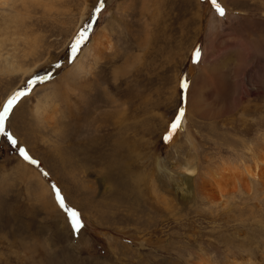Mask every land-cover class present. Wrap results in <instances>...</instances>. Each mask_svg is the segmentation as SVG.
<instances>
[{"label":"rangeland","instance_id":"1","mask_svg":"<svg viewBox=\"0 0 264 264\" xmlns=\"http://www.w3.org/2000/svg\"><path fill=\"white\" fill-rule=\"evenodd\" d=\"M217 2L224 16L212 0H0V110L29 93L0 132V264H264V196L208 190L264 145V0ZM107 33L108 56H86Z\"/></svg>","mask_w":264,"mask_h":264},{"label":"bare ground","instance_id":"2","mask_svg":"<svg viewBox=\"0 0 264 264\" xmlns=\"http://www.w3.org/2000/svg\"><path fill=\"white\" fill-rule=\"evenodd\" d=\"M5 1H7V0H5ZM107 35H108V33L103 34L102 36H100L98 38H94V40L89 45L87 52H85V53H87L86 56L91 57L92 59L96 60L97 62L100 61L101 59L105 58L106 55L108 56V52H110L114 49V45H113L111 38ZM76 68L78 69L79 73H84L86 71L84 63L79 64L78 67H76ZM88 87H90V85H88ZM49 98L48 99L45 98L43 100V102L39 101L37 103L38 105L35 108L36 109L35 114L39 118H41L43 121L49 122L51 127L54 128L53 124L56 121V117H57V113H58L59 108L57 106V108H58L57 109V108H55V105L54 106L51 105L52 103L49 102ZM47 127H49V126H47ZM247 152H248V155L246 157L250 156V159L248 161H246V162L241 161L238 164H226L225 163L220 167V172H215L213 174V173H211V172H213V170H212L208 174L210 179L212 180L211 181L212 184L210 185L212 188H210V189H208V187H206V188L209 190L210 196L215 199L212 201H216L218 197H222L224 195L223 194L224 191H226L230 186H232V189L233 188L237 189L238 187H240L241 189H244L247 193H252V186H253L255 189H257L255 191V194L264 196V145L256 147V146H254V144H248ZM184 167H185L186 173H188L190 175H192V174L194 175L197 172L196 166L191 161H187ZM226 176H228V177L226 178ZM183 177H184L183 181L186 180V182H187L188 178L185 176V174ZM188 180H191V178H189ZM203 184H205L204 180H203ZM184 185L185 184H183L182 187ZM208 190H207V192H208ZM207 197L208 196H206V198ZM210 261L212 262V260H210L209 257L203 253L196 258V262L194 264H212ZM248 263L254 264V262H251V260H249Z\"/></svg>","mask_w":264,"mask_h":264},{"label":"snow or ice","instance_id":"3","mask_svg":"<svg viewBox=\"0 0 264 264\" xmlns=\"http://www.w3.org/2000/svg\"><path fill=\"white\" fill-rule=\"evenodd\" d=\"M213 5L215 6L217 12L219 13L220 16H224L226 14V10L221 6L220 3L217 2V0H212ZM104 6V0H100V8H102ZM100 8L97 9V11L100 10ZM87 37V32L86 31H82L78 38L75 41V44L72 46V52L73 54H75L79 48V46L81 45V43L84 41V39ZM202 56V52L200 49H196L194 52V61L195 62H199ZM180 87L182 89L183 92L186 93L188 87H189V82L186 78H182L181 80V84ZM29 93L25 92V91H20L17 92L15 95L11 96L7 102L3 105L2 110H0V132H4L5 131V121L9 118L10 114L13 112L14 108L18 105L19 101L21 100V98H23L25 95H28ZM184 99L186 100V95L184 96ZM185 116V110L184 108L180 109L179 112V116L178 118L170 125L169 131L168 133L165 135L164 139L166 140H171L173 135L175 134L176 130L180 127L183 117ZM10 139L12 140L13 144H16L17 141L15 140V138L10 137ZM20 154L21 156L29 161L32 164H38V161H36L35 159H33L29 153L27 152V150L21 149L20 150ZM44 175L47 176L48 173L44 172ZM54 190H55V194H56V199L58 200L60 206L62 208H65V210L68 212L70 218H71V222L73 224V226L75 227L76 230H79L82 227V223L80 220V214L73 210V209H69L66 207L65 205V199L64 197L61 195V191L58 187L53 186Z\"/></svg>","mask_w":264,"mask_h":264},{"label":"trees","instance_id":"4","mask_svg":"<svg viewBox=\"0 0 264 264\" xmlns=\"http://www.w3.org/2000/svg\"><path fill=\"white\" fill-rule=\"evenodd\" d=\"M203 1H206V0H203Z\"/></svg>","mask_w":264,"mask_h":264}]
</instances>
